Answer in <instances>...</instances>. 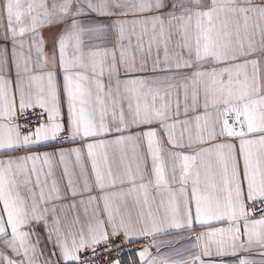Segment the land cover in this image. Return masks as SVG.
I'll list each match as a JSON object with an SVG mask.
<instances>
[{
  "label": "snow or ice",
  "instance_id": "1",
  "mask_svg": "<svg viewBox=\"0 0 264 264\" xmlns=\"http://www.w3.org/2000/svg\"><path fill=\"white\" fill-rule=\"evenodd\" d=\"M141 241L264 264V0H0V264Z\"/></svg>",
  "mask_w": 264,
  "mask_h": 264
},
{
  "label": "crops",
  "instance_id": "2",
  "mask_svg": "<svg viewBox=\"0 0 264 264\" xmlns=\"http://www.w3.org/2000/svg\"><path fill=\"white\" fill-rule=\"evenodd\" d=\"M179 235L177 233H172L171 235H160L157 237L158 241H169V240H174L176 238V236ZM182 235H187V233H184ZM143 241L139 242L136 247V249L134 250H128L123 252V254L121 255L122 260L124 261V264H130V257L132 256V254L139 250L142 245H143ZM187 243L186 241H180V243L178 244H164L162 245L160 251L161 253H165L168 254L171 258L173 259H179L180 257L178 255L175 254L174 249L178 248L181 246V244H185ZM153 251L155 252V250L153 249ZM224 264H235V261L232 258H225Z\"/></svg>",
  "mask_w": 264,
  "mask_h": 264
},
{
  "label": "built area",
  "instance_id": "3",
  "mask_svg": "<svg viewBox=\"0 0 264 264\" xmlns=\"http://www.w3.org/2000/svg\"><path fill=\"white\" fill-rule=\"evenodd\" d=\"M137 244H138V243L128 245L127 248L125 249V251H128V250H131V251H132V250L136 249V247L138 246ZM125 251H123V252H125ZM123 252L120 253V256L123 254ZM113 255H116V254L113 253Z\"/></svg>",
  "mask_w": 264,
  "mask_h": 264
}]
</instances>
